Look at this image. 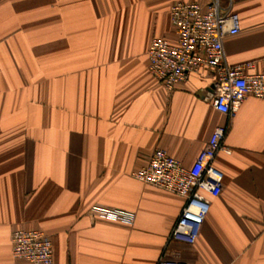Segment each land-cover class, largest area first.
<instances>
[{"label": "crops", "instance_id": "0c3cea01", "mask_svg": "<svg viewBox=\"0 0 264 264\" xmlns=\"http://www.w3.org/2000/svg\"><path fill=\"white\" fill-rule=\"evenodd\" d=\"M175 1L0 0V264H29L12 255L15 229L46 233L54 264H264V99L227 116L207 98L210 70L171 91L149 73L150 40L175 41ZM220 2L240 19L228 64L264 71V0ZM223 124L221 191L205 194L194 243L169 241L184 198L131 172L157 148L190 166Z\"/></svg>", "mask_w": 264, "mask_h": 264}, {"label": "built area", "instance_id": "2783aa9c", "mask_svg": "<svg viewBox=\"0 0 264 264\" xmlns=\"http://www.w3.org/2000/svg\"><path fill=\"white\" fill-rule=\"evenodd\" d=\"M169 17L175 41L163 37L150 40L147 57L148 71L167 91L187 80L189 73L210 70L213 77L211 99L216 111L233 116L247 96L264 99V71L248 73L251 63L229 65L224 39L240 30V19L231 10V2L210 0H178L169 7ZM228 125L216 126L190 166L171 156L163 148L155 149L147 163L131 172L137 180L156 186L184 198V205L169 231V241L192 244L209 211L210 200L205 196L219 195L222 172L214 165L220 150L230 153L223 145ZM101 218L131 224L134 213L119 209L95 208ZM11 251L16 258L29 264H54L50 237L41 230L15 229L11 234ZM156 264H187L161 256Z\"/></svg>", "mask_w": 264, "mask_h": 264}]
</instances>
